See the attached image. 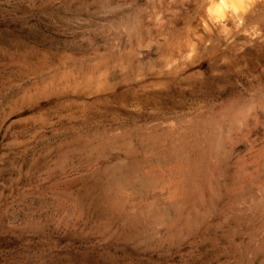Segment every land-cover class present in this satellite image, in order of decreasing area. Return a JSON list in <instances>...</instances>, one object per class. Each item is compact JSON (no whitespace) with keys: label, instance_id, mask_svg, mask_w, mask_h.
Instances as JSON below:
<instances>
[{"label":"rangeland","instance_id":"obj_1","mask_svg":"<svg viewBox=\"0 0 264 264\" xmlns=\"http://www.w3.org/2000/svg\"><path fill=\"white\" fill-rule=\"evenodd\" d=\"M226 3L0 0V264H264V0Z\"/></svg>","mask_w":264,"mask_h":264},{"label":"bare ground","instance_id":"obj_2","mask_svg":"<svg viewBox=\"0 0 264 264\" xmlns=\"http://www.w3.org/2000/svg\"><path fill=\"white\" fill-rule=\"evenodd\" d=\"M224 1H225V3H226V1L227 0H223V4H225L224 3ZM242 1L243 0H229L227 3H228V7H229V9L231 10V12H234V14H240L241 13V11H243L244 10V8L241 6V3H242ZM220 4H221V1L219 2ZM218 3V4H219ZM226 3V4H227ZM223 4L222 5H220V6H223ZM224 8L225 7H227V6H223ZM218 8V7H217ZM240 9H241V11H240ZM225 10V9H224ZM224 10H223V13H224ZM220 10H218L217 11V13L219 12ZM216 13V14H217ZM215 14V15H216ZM219 14H221V13H219ZM223 15V14H222ZM219 17H221V16H219ZM223 17V16H222ZM260 102L262 101L263 103H264V94L263 95H261V97H260V100H259ZM235 112V111H234ZM235 113H237V112H235ZM239 116L240 115V113L238 112L237 114H236V116ZM235 117V116H234ZM165 179V178H164Z\"/></svg>","mask_w":264,"mask_h":264}]
</instances>
